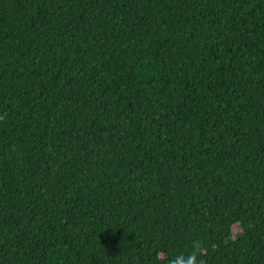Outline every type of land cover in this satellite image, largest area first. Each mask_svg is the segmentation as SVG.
Wrapping results in <instances>:
<instances>
[{
  "label": "trees",
  "instance_id": "16d2710c",
  "mask_svg": "<svg viewBox=\"0 0 264 264\" xmlns=\"http://www.w3.org/2000/svg\"><path fill=\"white\" fill-rule=\"evenodd\" d=\"M0 264H264V0H0Z\"/></svg>",
  "mask_w": 264,
  "mask_h": 264
}]
</instances>
